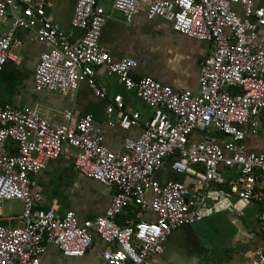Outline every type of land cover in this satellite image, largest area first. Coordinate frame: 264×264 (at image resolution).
Returning <instances> with one entry per match:
<instances>
[{"label":"built area","instance_id":"obj_1","mask_svg":"<svg viewBox=\"0 0 264 264\" xmlns=\"http://www.w3.org/2000/svg\"><path fill=\"white\" fill-rule=\"evenodd\" d=\"M99 1H77L71 28L81 36L71 41L46 14L45 0H0V23L9 11L14 16L10 31L0 35V73L9 62L22 63L14 51L20 46L16 30L34 31L47 48L34 71V92L70 96L86 83L95 97L109 101V127L140 131L113 152L90 114L74 121L69 111L61 124L37 106L0 105V210L7 201L23 203L21 214L10 218L14 226L0 216V264H40L48 247L81 259L95 237L105 245L107 264H150L181 227L222 213L243 216L252 204L261 207L264 234V153L248 146L264 111V8L258 0H114L127 26L145 9L148 21L166 20L176 33L212 46L199 62L198 90L176 91L137 76V59L116 60L101 46L110 17ZM96 69L116 77L150 109L145 124L139 112L126 111L121 95L108 99ZM65 146L76 150L81 175L114 190L109 208L94 220L41 208L43 189L35 178ZM164 170L184 180L162 184ZM130 209L135 219L119 223ZM250 264H264V244Z\"/></svg>","mask_w":264,"mask_h":264},{"label":"crops","instance_id":"obj_2","mask_svg":"<svg viewBox=\"0 0 264 264\" xmlns=\"http://www.w3.org/2000/svg\"><path fill=\"white\" fill-rule=\"evenodd\" d=\"M45 1L46 14L52 17L71 41L78 39L81 32L71 28L78 0ZM99 3L110 17L108 23L113 24L100 43L116 60L123 57L137 59V76L153 78L176 91L198 90L199 62L212 54L210 44L176 33L166 20L148 21L145 9L138 13L132 25L127 26L124 17H120L122 14L114 10V0H100ZM104 3L111 7L106 8ZM257 5L264 8V0H258ZM13 20V12L9 11L7 19L0 23V35L10 31ZM259 38L264 43V28L259 29ZM15 41L20 43L14 51L21 56L22 63L16 66L9 62L0 73V105L9 104L16 108L37 106L46 119L61 124L66 123L65 114L69 111L74 114V121L90 114L95 126L104 132L105 145L113 152L121 151L127 138L138 137L139 129L124 131L120 126L107 125L106 108L109 101L95 97L86 83H82L78 91L70 96L34 92V71L40 55L47 48L37 41L34 31L17 29ZM96 81L107 90L108 99L121 95L126 111L139 112L145 124L152 112L143 103L148 114L128 108L126 97L120 92V88L124 87L116 77H109L104 69H96ZM113 119H116L115 115ZM259 120L261 129L256 136L249 138V147L250 141L264 130V111ZM261 143V151L249 149L264 153V140ZM75 156L76 150L65 146L61 157L47 161L46 169L36 176L35 181L43 189L41 208H54L61 216L74 212L80 222L94 220L109 208L114 190L81 175L74 166ZM166 171L169 172L164 170V174ZM169 175L173 176V173L170 172ZM176 176L179 181L184 180L183 175ZM16 202L20 203L21 210H0L5 225L14 226L16 221L10 218L17 217L23 210V203ZM130 210L135 217V211ZM260 212L261 207L252 204L243 216L222 213L192 225V235L203 245V254L194 260L181 258V249L176 244H169L172 236L177 234L176 230L166 244V257H155L150 260V264H250L255 252L264 244V234L259 222ZM127 220L133 219L125 218L124 224ZM104 249L105 245L96 237L93 248L81 259L64 257L57 248L48 247L40 264H107L102 257Z\"/></svg>","mask_w":264,"mask_h":264},{"label":"water","instance_id":"obj_3","mask_svg":"<svg viewBox=\"0 0 264 264\" xmlns=\"http://www.w3.org/2000/svg\"><path fill=\"white\" fill-rule=\"evenodd\" d=\"M112 25L113 24L111 23L106 24L102 32L101 39L103 38V36L105 35L109 27H111ZM101 39H100V42H101ZM171 179L174 181H179L176 174H173V176H170L169 172L166 171L165 176L162 180V184H166ZM192 230H193L192 226H184L178 229L177 234H175V236L173 235L169 241V244H176L181 249L179 251V256L181 258L194 260L195 258H198L199 256L203 254L202 252L203 245L198 240L197 237L192 235ZM164 252L162 253V255H160L161 257H166Z\"/></svg>","mask_w":264,"mask_h":264},{"label":"rangeland","instance_id":"obj_4","mask_svg":"<svg viewBox=\"0 0 264 264\" xmlns=\"http://www.w3.org/2000/svg\"><path fill=\"white\" fill-rule=\"evenodd\" d=\"M104 6H106V8L109 6V8L111 7L110 4L104 3ZM120 15V14H119ZM120 17L123 18L122 15H120ZM120 92L122 94L125 95L126 100H127V106L128 108L134 109V110H138L143 114H148V111L144 108L142 102L140 100H138L135 96V94L133 92H129L127 90H125L124 88H120ZM264 140V130L260 132V134L257 137H254L251 141H250V149L254 150V151H261L260 150V146H262L263 143H261ZM230 173V171L228 170H224L222 172V175L224 177L228 176V174ZM2 208H5L6 210H14V211H19L22 209L21 205L19 202L16 201H7L4 202L2 205Z\"/></svg>","mask_w":264,"mask_h":264},{"label":"trees","instance_id":"obj_5","mask_svg":"<svg viewBox=\"0 0 264 264\" xmlns=\"http://www.w3.org/2000/svg\"><path fill=\"white\" fill-rule=\"evenodd\" d=\"M125 218L133 219V220H134L135 217H134V213H133V211H132V210H129L128 213H127V215L122 216V217L120 218V222H119V223L124 224Z\"/></svg>","mask_w":264,"mask_h":264}]
</instances>
